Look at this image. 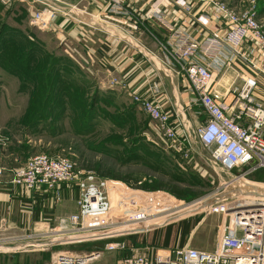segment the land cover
I'll list each match as a JSON object with an SVG mask.
<instances>
[{
  "label": "built area",
  "instance_id": "obj_1",
  "mask_svg": "<svg viewBox=\"0 0 264 264\" xmlns=\"http://www.w3.org/2000/svg\"><path fill=\"white\" fill-rule=\"evenodd\" d=\"M105 1L108 13L128 16L121 0ZM161 4L179 5L198 32V36H193L188 31V20H167L157 7L160 4L148 11L147 17L168 31L162 48L177 65L175 72L184 75L194 92L193 114L198 123L194 127L183 107H162L155 99L160 92L158 81H152L146 94L132 93V101L155 122L164 142L184 156L193 150L187 134L193 128L194 139L220 170L229 173L238 165L249 164L246 174L264 168V98L258 93L264 79L263 26L251 8L237 10L222 0H161ZM194 6L201 8L200 14L195 15ZM55 13L54 7L41 4L31 11L29 23L39 30L48 29ZM158 60L170 66L165 58ZM229 68L235 70V76L227 88H214L216 74ZM6 139L0 138V148ZM4 171L0 165V184ZM8 173L9 182L22 191L41 188L50 192L55 201L60 200L61 184L77 187L75 211L58 217L54 228L35 234V239L45 238L43 241L88 234L114 238L142 233L168 222L151 227H147L148 223L184 207L163 190L133 192L126 186L127 192H120L110 180L91 170L76 169L71 160L62 156L33 154L23 164L10 167ZM117 190L119 194H114ZM207 210L227 217L213 250L181 246L154 253L133 252L116 264H264V196L234 195L229 200L216 201ZM118 245L121 244L108 242L104 248ZM18 249L24 248H14ZM100 255L101 251H58L55 262L90 264Z\"/></svg>",
  "mask_w": 264,
  "mask_h": 264
},
{
  "label": "rangeland",
  "instance_id": "obj_2",
  "mask_svg": "<svg viewBox=\"0 0 264 264\" xmlns=\"http://www.w3.org/2000/svg\"><path fill=\"white\" fill-rule=\"evenodd\" d=\"M222 1L237 10L251 8L264 28V0ZM3 13L4 11L0 12V17ZM2 21L11 26L10 18H0V22ZM48 29L39 30L32 25H27L21 28L24 32L22 35L8 29L1 33L0 44L6 49L12 41L20 40L22 58H28L26 52L30 45L40 48L43 55L45 50L49 51L44 45L48 49L59 46L58 39L49 31L47 32ZM22 60L20 71L24 74L20 77L12 72L14 68L11 66H7L6 63L0 64V138L7 137L6 142L10 141L11 144L20 147L18 156L16 154L20 162L16 161L15 166L23 164L27 158L37 153L62 156L71 160L76 169L91 170L96 175L110 180L109 183L120 188V192L126 193V186L128 191L133 192L163 190L174 197L176 204L185 207L180 208L182 211H176L179 209L177 208L173 214L149 223V225H155L167 218L170 220L168 223L139 234L145 238L144 242L148 246L140 252L154 253L158 250H173L181 246L211 251L216 247L219 236L224 231L227 217L220 213L209 212L207 209L210 205L207 206L206 200L221 193H225L226 197L220 200H229L234 195H248L243 193L247 191L259 192L249 196H264V168L244 174L250 168L248 164L238 165L229 173L224 172L213 166L207 151L199 144L196 145L200 146L201 154L187 152L184 156L173 150L169 143L164 142L155 122L151 121L140 107L132 113L131 120L127 119L123 111L128 104H131L130 97L126 95L124 98L127 105L123 102L122 107L117 106L115 99L102 95L96 84L93 85L88 81L89 83L85 85L74 75L70 77L82 87L85 100L81 102L79 98L75 99L74 95L71 96V103L68 99H56L52 103L54 113L46 117L47 100L31 97L32 90H35L33 88L35 82L27 81L31 68L26 59ZM229 69V75L235 74L232 68ZM218 78L219 75L215 77V80ZM261 82L258 93L264 98V79ZM103 98L109 103L104 104ZM118 114L123 115L122 125L115 123L112 119ZM196 123H198L197 119L194 127ZM187 134L190 140L194 141L193 128L187 131ZM242 175L245 177H241L240 180L250 183L242 185L243 183L239 181L229 182ZM157 181L167 188H177L181 194L175 195L165 188L141 187L143 182L151 187L156 185ZM259 185L262 188H259L261 187ZM117 192L118 190L113 191L114 194H119ZM71 205L73 208L76 207L75 200ZM66 206L67 203L64 201L59 208H66ZM189 209L191 211L187 212L186 210ZM181 225L185 231L177 234L176 231ZM55 226H57L56 221L48 227L32 225L21 231L14 229L17 232L15 234H13V228H6L4 235L6 237L18 235V239L25 243L41 242L45 238L35 239V234L48 231ZM14 239H6L4 240L6 242L2 244L8 247L19 245L17 239ZM73 244L77 243L34 248L29 245V252L26 253L12 252L13 247L8 250L0 249V264H56L55 253L58 251L84 252L72 249ZM104 251L105 248L101 251V255L90 264H113L115 260L110 253L108 260H103Z\"/></svg>",
  "mask_w": 264,
  "mask_h": 264
},
{
  "label": "crops",
  "instance_id": "obj_3",
  "mask_svg": "<svg viewBox=\"0 0 264 264\" xmlns=\"http://www.w3.org/2000/svg\"><path fill=\"white\" fill-rule=\"evenodd\" d=\"M121 1L128 16L108 13L105 0H0V12L4 11L0 18H10L12 27L25 28L30 25L29 16L33 8L44 3L49 4L56 9V13L47 32L58 39L59 46L51 49L46 45L44 47L62 57L71 75L85 85L89 82L96 84L102 95L115 99L117 106L123 104L127 95L131 104L127 105L124 102L127 105L125 110L131 108L133 112L139 109V105L132 101L131 94H146L152 81H158L160 92L155 99L165 109L183 107L189 121L195 124L194 92L184 75L175 72L177 65L173 64L169 53L162 48V44L167 40L168 31L154 19L148 18L147 14L150 9L160 4L157 7L163 11L167 20L176 23L188 20L191 22L188 31L193 36H198L194 21L177 4L164 6L161 0ZM199 12L201 13V8L194 6L195 15L200 14ZM149 51L153 52V55L148 54ZM154 54L168 60L170 66L161 64ZM235 65L241 67L239 63ZM229 70L216 74L219 78L214 80V88L220 91L227 88L235 76L229 75ZM190 141L192 153L201 154L200 146L196 145L199 143L195 139ZM9 144L10 141L6 147L0 148V165L5 168L4 178L0 184V245L6 242L4 240L14 238L19 244L25 243L18 239V235L6 237L5 229L13 228L15 234L17 232L14 229L21 231L32 225L48 227L58 217L75 211L76 207L73 208L71 204L78 196L77 187L69 184H61L60 201H55L50 192L41 188L22 191L12 185L9 182L8 170L15 167L16 161L20 162L17 159L20 147ZM241 177L243 175L229 182L239 181L243 183L242 185L250 183L240 180ZM64 201L67 203L66 208H59ZM139 234L141 233L114 237L124 239L115 241L121 244L117 248L105 250L103 260L107 261L110 253L115 260L113 264H116L122 257L146 249L148 246L144 242L145 238ZM107 239L112 238L98 240ZM28 247L18 250L13 248L12 252L26 253L29 252Z\"/></svg>",
  "mask_w": 264,
  "mask_h": 264
},
{
  "label": "trees",
  "instance_id": "obj_4",
  "mask_svg": "<svg viewBox=\"0 0 264 264\" xmlns=\"http://www.w3.org/2000/svg\"><path fill=\"white\" fill-rule=\"evenodd\" d=\"M13 30L17 34H24L21 29L9 26L6 22H0V35L1 33L5 32L6 30ZM2 48V49H1ZM20 40L12 41L8 48L5 49L4 46L0 44V49L2 50L0 55V64L7 66H11L14 68L12 70L13 73L19 75H23L21 73L20 66L22 63V59H26L28 65L30 66V71L28 72V82L33 83L35 82V90H32V96L36 99L43 98L46 99V117L52 115L54 113L53 109V101L56 99L66 100L71 103V96L74 95L75 99L79 98L82 102L85 100L83 96V89L78 85L73 79H71V72L67 68V66L63 63V59L60 56L55 55L53 52L44 51L43 55H41L40 48L34 45H30L27 48L26 55L28 58H22L20 52ZM39 53V54H38ZM13 54V55H11ZM59 85V87H58ZM32 88V89H33ZM81 93V95H80ZM77 94V96H76ZM98 98V97H97ZM102 99L104 104H108V100ZM64 109V108H63ZM62 109V111H63ZM126 109L123 113L127 116L128 120L132 119L133 111ZM56 112V111H55ZM122 113V112H121ZM123 115H117L112 117L113 121L119 125L123 124L122 119ZM126 123V122H125ZM141 187L149 189V188H165L168 189L170 192L174 193L175 195L181 194L177 188H167L163 186L161 182L157 181V184L151 187H148L146 184H141ZM170 222V221H169ZM184 228L181 225L177 229V234L183 233ZM124 238H112L107 240H97V241H87L81 242L77 244H73L74 248L72 249L84 252L90 251H102L104 248V244L110 241H123ZM182 244V243H181Z\"/></svg>",
  "mask_w": 264,
  "mask_h": 264
},
{
  "label": "water",
  "instance_id": "obj_5",
  "mask_svg": "<svg viewBox=\"0 0 264 264\" xmlns=\"http://www.w3.org/2000/svg\"><path fill=\"white\" fill-rule=\"evenodd\" d=\"M244 194L252 195V194H257L259 193L258 191H247L243 192ZM226 197L225 193L221 194H216L209 200H206V204L211 205L215 203L216 201L220 200L221 198ZM104 238L102 234H88L84 236H78V237H73V238H60V239H52V240H47L43 242H30V243H20L19 245H16L13 248H25L26 246H33V247H40V246H47V245H54V244H61V243H78V242H83V241H91V240H98Z\"/></svg>",
  "mask_w": 264,
  "mask_h": 264
},
{
  "label": "bare ground",
  "instance_id": "obj_6",
  "mask_svg": "<svg viewBox=\"0 0 264 264\" xmlns=\"http://www.w3.org/2000/svg\"><path fill=\"white\" fill-rule=\"evenodd\" d=\"M181 208H185V207H181ZM180 209V208H179ZM178 210V209H177ZM176 210V211H177ZM187 212H189V211H191L190 209L189 210H186ZM162 222H169V218H167V219H165L164 221H162ZM162 222H160V223H162ZM160 223H158V224H160ZM158 224H156V225H158ZM151 226H154V225H149V223H148V225H147V227H151ZM73 237H78V236H70V237H68V239L69 238H73ZM0 246H4L3 244L2 245H0ZM12 247H14V246H11V247H8V246H4V247H0V249H5V250H8V249H10V248H12ZM53 247V246H52ZM46 249V248H45ZM37 250V249H36Z\"/></svg>",
  "mask_w": 264,
  "mask_h": 264
}]
</instances>
